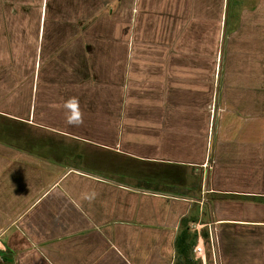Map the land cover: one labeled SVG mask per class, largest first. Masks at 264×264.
<instances>
[{"label":"crops","instance_id":"obj_1","mask_svg":"<svg viewBox=\"0 0 264 264\" xmlns=\"http://www.w3.org/2000/svg\"><path fill=\"white\" fill-rule=\"evenodd\" d=\"M0 253L264 264V0H0Z\"/></svg>","mask_w":264,"mask_h":264},{"label":"rangeland","instance_id":"obj_2","mask_svg":"<svg viewBox=\"0 0 264 264\" xmlns=\"http://www.w3.org/2000/svg\"><path fill=\"white\" fill-rule=\"evenodd\" d=\"M225 2H226V0H224ZM218 54H219V52H218ZM219 57H220V55L217 57V65H218V63H219ZM4 252H6V251H4ZM5 255H2L1 253H0V264H6V263H8L7 261H6V259H5Z\"/></svg>","mask_w":264,"mask_h":264},{"label":"trees","instance_id":"obj_3","mask_svg":"<svg viewBox=\"0 0 264 264\" xmlns=\"http://www.w3.org/2000/svg\"><path fill=\"white\" fill-rule=\"evenodd\" d=\"M185 239H186V235H185V234H183V235L181 234L177 242H178L179 244H180V243H181V244H182V243H185Z\"/></svg>","mask_w":264,"mask_h":264},{"label":"built area","instance_id":"obj_4","mask_svg":"<svg viewBox=\"0 0 264 264\" xmlns=\"http://www.w3.org/2000/svg\"><path fill=\"white\" fill-rule=\"evenodd\" d=\"M202 250H204V248L203 247H201L199 244L196 246V248H195V252L198 254V253H200L201 254V252H202Z\"/></svg>","mask_w":264,"mask_h":264}]
</instances>
